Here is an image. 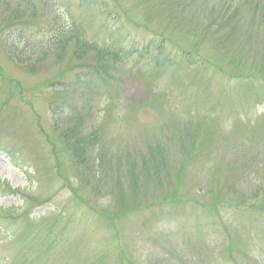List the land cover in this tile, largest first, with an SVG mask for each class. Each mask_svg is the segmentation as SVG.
Returning <instances> with one entry per match:
<instances>
[{
  "label": "rangeland",
  "instance_id": "374dc122",
  "mask_svg": "<svg viewBox=\"0 0 264 264\" xmlns=\"http://www.w3.org/2000/svg\"><path fill=\"white\" fill-rule=\"evenodd\" d=\"M79 1L0 0V264H264V0Z\"/></svg>",
  "mask_w": 264,
  "mask_h": 264
},
{
  "label": "trees",
  "instance_id": "16d2710c",
  "mask_svg": "<svg viewBox=\"0 0 264 264\" xmlns=\"http://www.w3.org/2000/svg\"><path fill=\"white\" fill-rule=\"evenodd\" d=\"M55 39L57 40V43H58L57 46L60 47V49H62V50H64V48H66L67 44L72 40H74V42H75L74 43V48H75L74 52L75 53H85L86 54V53H88V49L90 48L83 43V41L80 37H78V33H77L76 29H73L72 26H70L66 30V32L61 34L60 36L56 35ZM157 160H160V158ZM156 164H157V166H154V167H155L157 172L159 171L158 170L159 168L163 169V171L166 172L167 168H165L164 163L156 162ZM161 166H163V167H161ZM121 207H122V205H121Z\"/></svg>",
  "mask_w": 264,
  "mask_h": 264
}]
</instances>
